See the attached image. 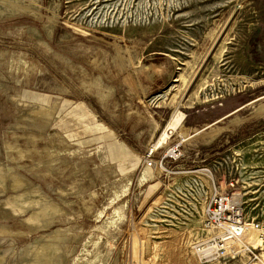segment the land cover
Listing matches in <instances>:
<instances>
[{
  "label": "rangeland",
  "instance_id": "374dc122",
  "mask_svg": "<svg viewBox=\"0 0 264 264\" xmlns=\"http://www.w3.org/2000/svg\"><path fill=\"white\" fill-rule=\"evenodd\" d=\"M231 181L263 231L205 263ZM0 264H264V0H0Z\"/></svg>",
  "mask_w": 264,
  "mask_h": 264
},
{
  "label": "built area",
  "instance_id": "2783aa9c",
  "mask_svg": "<svg viewBox=\"0 0 264 264\" xmlns=\"http://www.w3.org/2000/svg\"><path fill=\"white\" fill-rule=\"evenodd\" d=\"M169 152L167 157L173 161L182 156L178 147ZM148 165L151 167L152 163L149 162ZM201 188L205 195V185L202 183ZM243 206V196L237 191L233 181L226 185L225 190L213 184L212 196L205 200L202 211L201 231L205 237L192 247V251L203 262L226 258L231 252H236L233 249L235 243L245 242L253 234L263 231L261 223L246 218ZM243 245L245 246L244 243Z\"/></svg>",
  "mask_w": 264,
  "mask_h": 264
},
{
  "label": "bare ground",
  "instance_id": "6f19581e",
  "mask_svg": "<svg viewBox=\"0 0 264 264\" xmlns=\"http://www.w3.org/2000/svg\"><path fill=\"white\" fill-rule=\"evenodd\" d=\"M182 119H183V115H182V116L180 115V116H177V117L175 116V117L172 119V121L170 122L168 128L175 129V128L179 125V123H181ZM163 137H164V136H163ZM163 137H162V139H163ZM252 237L255 238V240H257V237H256L255 234H253ZM247 240H248V239H247ZM258 240H259V242H261L259 238H258ZM256 242H257V241H256Z\"/></svg>",
  "mask_w": 264,
  "mask_h": 264
},
{
  "label": "crops",
  "instance_id": "0c3cea01",
  "mask_svg": "<svg viewBox=\"0 0 264 264\" xmlns=\"http://www.w3.org/2000/svg\"><path fill=\"white\" fill-rule=\"evenodd\" d=\"M172 221H174V220H172ZM177 221V220H176ZM178 228H179V226H178ZM200 228H201V225H200ZM180 229V228H179ZM200 230V229H199ZM199 230H198V232H199ZM181 232V231H180ZM188 232H190V234H191V232H193L192 230H189ZM201 232V233H200ZM199 233H197V234H199L200 235V237L202 238V231H200Z\"/></svg>",
  "mask_w": 264,
  "mask_h": 264
}]
</instances>
